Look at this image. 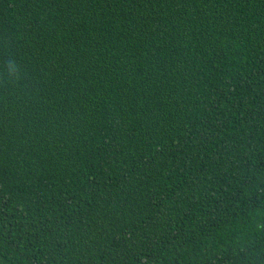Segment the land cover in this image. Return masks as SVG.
Masks as SVG:
<instances>
[{"label":"trees","instance_id":"obj_1","mask_svg":"<svg viewBox=\"0 0 264 264\" xmlns=\"http://www.w3.org/2000/svg\"><path fill=\"white\" fill-rule=\"evenodd\" d=\"M0 264H264V0H0Z\"/></svg>","mask_w":264,"mask_h":264}]
</instances>
